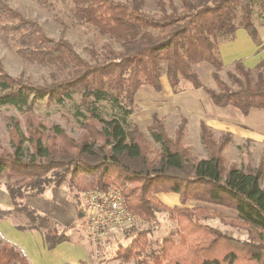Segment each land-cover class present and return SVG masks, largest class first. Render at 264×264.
<instances>
[{
	"label": "trees",
	"instance_id": "obj_1",
	"mask_svg": "<svg viewBox=\"0 0 264 264\" xmlns=\"http://www.w3.org/2000/svg\"><path fill=\"white\" fill-rule=\"evenodd\" d=\"M34 1L40 7L70 3L75 24L110 42L100 48L90 44L85 59L62 36L49 37L35 19L0 0V31L12 36L16 54L56 69L49 81L36 85L23 76H10L0 60V107L18 110L25 129L24 135L18 119L6 118L10 147L0 145V181L12 209L0 208V219L11 211L23 214L28 225L15 229L39 234L45 248L54 250L71 242L66 232L73 225L58 231V223L30 209L25 200L59 188L66 179L72 189L78 188L82 176L95 175L93 188L116 187L127 210L143 224L165 212L177 226L178 240L164 238L153 254L148 252L149 231L137 230L128 245L117 247L114 259L134 264H264V156L255 167L226 166L222 154L231 135L222 134L216 141L201 123L207 157L197 159L182 144V123L172 139L163 118L151 115L147 129L158 148L129 123L139 89L147 86L160 93L162 76L173 93L185 80L204 91L215 107H233L243 117L251 109H264V59L253 68L235 61L225 70L228 83L220 76L225 67L219 52L220 44L235 40L237 29L261 46L253 13L256 9L264 17V0H155L157 13L144 10L145 0ZM202 63L211 69L214 88L207 87L196 70ZM74 97L79 99L77 138L58 125L47 128L34 114L38 100L62 106ZM106 105L114 111L108 118L102 111ZM162 193L178 195L180 205L166 206L157 198ZM191 200L235 212V218L186 207ZM76 204L82 215L80 201ZM213 218L245 230L248 238H233L203 223ZM0 264L31 263L0 238Z\"/></svg>",
	"mask_w": 264,
	"mask_h": 264
},
{
	"label": "rangeland",
	"instance_id": "obj_2",
	"mask_svg": "<svg viewBox=\"0 0 264 264\" xmlns=\"http://www.w3.org/2000/svg\"><path fill=\"white\" fill-rule=\"evenodd\" d=\"M9 7L14 8L21 12L24 16L28 18L35 19L40 26L42 27L44 33L51 38L57 39L62 36L69 43H71L75 49V51L80 54L83 58L88 59V54L86 48L89 47L90 44H94L97 48H100L101 44L104 42H110L109 39L104 38L103 36H99L94 31H92L89 27L86 26H78L71 19V4L68 2H60L54 1L51 7H40L38 6L34 0H3ZM123 2H129V0H118ZM177 3V0H175ZM144 10L149 13H157L158 9L155 4V0H145ZM254 17L253 20L255 25L258 28V33L264 38V17L260 16L258 11L254 9ZM60 21L63 25L59 24ZM113 47L116 49L119 46L111 42ZM259 58L264 59V46L261 49V53ZM0 60L3 65V69L12 77H20L23 76L25 80L33 84H43L45 81H49V73L56 71L53 66L41 65L34 63L32 61H28L19 57L15 52V47L13 46V38L12 36L3 33L0 31ZM243 61V60H241ZM204 64V63H202ZM198 66V65H197ZM203 66V65H201ZM205 66V65H204ZM202 67H196V70L199 73L201 80L204 76L208 77L205 81V85L207 87L214 88V85L208 75V72L205 71ZM247 66V65H245ZM253 68V67H252ZM229 68H225L220 76L223 80L230 83L225 74V70ZM187 84H189L186 81ZM188 90L192 92L190 94L189 91L184 92L182 95H179L182 101L189 100L190 96L194 98V96H206V94L200 90H194L189 84ZM141 94V91L137 94L136 99V112L130 118L129 123L132 125L136 124L140 131L144 134L145 138L153 145V148H158V145L154 144L149 136V132L147 127L151 122V115L154 114L157 110L154 107H142L139 104L138 98ZM166 94L165 92L163 93ZM209 100V99H208ZM78 97H74L73 101L67 102L65 105L59 106L56 104H49L45 100H38L34 107V114L37 119L41 120L43 124L48 128L54 125H58L63 128L67 134L72 138H77L80 129L78 128V124L75 118V112L77 110L78 105ZM210 102V101H209ZM103 115L108 118L114 111L110 109L109 106L103 107ZM172 118L169 116L168 119H163V124L165 127V132L170 138L175 137V131L182 123L184 126V136L182 139V144L189 150V153L192 157L197 159H202L207 157V151L203 147L200 141V124L203 121H200L198 124L195 118L191 116H187L185 113L181 112H171ZM13 117L20 121V130L25 135L24 129V117L20 114V112L12 107H0V145L9 148V138L7 134V122L6 118ZM188 127V128H187ZM199 128V133L197 134V130ZM188 132V133H187ZM214 135L216 141L221 139V135ZM230 140L224 151H223V159L226 166L236 165L242 166L247 163L251 165H257L258 160L260 158V154L264 147L260 145H252L250 143H239L238 141L231 142ZM26 145V143H25ZM24 145V146H25ZM96 176H82L78 181V188H71L68 179H66L59 188H51L47 190L42 196L31 199L27 198L25 203L30 209H34L38 214L42 216H48L55 225L58 231H61L65 226L73 225L66 234L69 236L71 241L77 243H84L88 245L85 236L81 232V222L82 215H79V209L76 204V201H80L82 207L84 209V194L87 190L93 189L95 185ZM4 180L0 181V208L1 210H11L12 206L9 204L7 193L5 191ZM264 185V181H263ZM77 197H79L77 199ZM48 204L55 205V211L58 209L60 214L68 213L70 211V215L68 216V221H57V216L49 214ZM60 205L62 207H60ZM80 206V205H79ZM167 206V205H166ZM186 207H202L210 212H215L221 217L225 218V220H230L235 218V212H231L227 209H220L213 205H207L204 203H198L193 200L189 201L185 204ZM60 207V208H59ZM169 207V206H168ZM50 212V213H53ZM83 212V211H82ZM56 215V213H55ZM56 217V218H55ZM9 218V219H8ZM7 221H0V227H8L9 231L16 236L17 241H21L27 249L26 251L18 245L15 244V248L19 250L23 255L27 257L31 264H70L68 260L63 262V257L55 256L45 257L46 253L52 250H47L44 246L43 239L41 236L35 232L23 231L20 232L16 229L12 230L13 226L22 225L27 226L28 223L23 214H19L15 211H11V214L6 218ZM1 220V219H0ZM203 223L215 228L223 234H226L230 237L246 240L248 238V234L245 230L231 226L226 223H222L219 219L213 218L209 220L203 221ZM138 230V229H137ZM140 230H148L149 231V248L148 252L153 254L156 253L160 247L161 242L164 238H173L178 240L177 236V226L175 222L170 220L167 214L164 212H159L157 214V218L148 223L145 222L144 226L140 228ZM136 230H133L127 234H117V236L110 239L107 244H103L101 246L100 253L95 256L93 250L91 251L90 257H88V262L84 261L85 264H134L135 262L131 261L129 263H125L123 261L114 259V253L119 245L126 246L133 239L134 233ZM1 238V237H0ZM135 238V237H134ZM2 239V238H1ZM67 244V243H65ZM60 247V246H59ZM54 249L56 251L55 255H59L58 248ZM76 247V246H75ZM80 247L78 246V249ZM32 258H30V257ZM83 262V259L80 260ZM80 264V263H77Z\"/></svg>",
	"mask_w": 264,
	"mask_h": 264
},
{
	"label": "crops",
	"instance_id": "obj_3",
	"mask_svg": "<svg viewBox=\"0 0 264 264\" xmlns=\"http://www.w3.org/2000/svg\"><path fill=\"white\" fill-rule=\"evenodd\" d=\"M259 36L261 38L262 44L261 46L257 47L253 44V42L249 38L246 31H244L243 29H237L235 33L234 41L220 44L219 52H220L224 67L230 68V66L235 61L243 60L244 65H247V67L252 68L259 61L263 60L262 58H259V56L261 53V49L264 46V38L260 34ZM201 65L204 66L205 64H201ZM201 65L199 67L203 68V66ZM204 69H206L205 71L207 72L210 70L209 66L207 65L204 66ZM208 75L210 76V71ZM207 78H208L207 76L206 77L204 76V78H202L204 83L207 80ZM189 84H187L185 80H181L180 91L178 93H173L166 77L162 76L160 93L153 91L151 88L147 86H142L139 89V91L137 92L138 94L141 91V94L138 98L139 104L142 107H154L155 106V109L157 110L155 113L160 118H163V119H168L169 116L171 117L172 111L174 112L179 111L181 113H185L187 116L189 115L192 118H195L198 124L200 123V121H203V123L209 129H211L215 135L229 133L231 135V140L233 142L238 141L241 144L250 143L252 145L254 144L256 146L260 145L264 147V109H256V108L251 109L249 111V115L247 117H243L241 113L233 107H230V106L225 107V108L215 107L211 103L207 95H206L207 97L202 96V94L199 97L195 95L194 98L190 96L189 100L182 101L179 98L180 97L179 95H182L184 92L189 91L188 90V87H190L188 86ZM164 92L166 93L165 95L163 94ZM191 93L192 92H190V94ZM198 133H199V128L197 130V134ZM262 155L264 156V149L262 150L260 154V158L262 157ZM248 166L255 167V165H251L250 163H247L239 167L236 166V167L247 168ZM263 181H264V175L262 179V185H263ZM157 198L163 204L169 207L180 205L179 197L176 194L162 193V194H158ZM47 207H49V214L59 217V218L55 217L57 221L59 220L68 221L67 215H70L69 213L70 211H68V213L60 214V211L57 209L55 211L56 213L55 215V213L53 212L55 210V205L47 203ZM60 207L62 206L60 205ZM216 207L220 209H225L219 206H216ZM50 212H53V213H50ZM8 219L4 218V219H1L0 221H7ZM13 229H15V226L12 227V230ZM11 232L9 231L7 226L0 227V237L2 238V240L12 245L18 244L23 249V251H26V253L28 254L27 247L23 243H21L20 240L17 241L16 236ZM66 243L67 244L65 243L61 244L60 247L58 246L59 248L57 250L59 252V255L57 254L55 255L56 251L52 250V251L47 252L45 257H50V255L52 257L60 256V257H63L61 258L63 259V262L68 260L70 264H77V263L85 264L84 261L88 262V257L92 256L91 255L92 248L89 242L87 243L88 245L84 243H77L74 241L66 242ZM78 246L80 247L79 249H78ZM82 259H83V262L80 261Z\"/></svg>",
	"mask_w": 264,
	"mask_h": 264
},
{
	"label": "built area",
	"instance_id": "obj_4",
	"mask_svg": "<svg viewBox=\"0 0 264 264\" xmlns=\"http://www.w3.org/2000/svg\"><path fill=\"white\" fill-rule=\"evenodd\" d=\"M83 207L81 232L97 257L101 246L117 234L124 235L144 226L127 210L120 191L114 186L87 190Z\"/></svg>",
	"mask_w": 264,
	"mask_h": 264
}]
</instances>
